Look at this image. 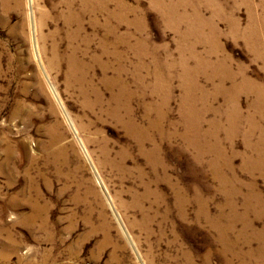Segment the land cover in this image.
Returning a JSON list of instances; mask_svg holds the SVG:
<instances>
[{
    "label": "rangeland",
    "instance_id": "374dc122",
    "mask_svg": "<svg viewBox=\"0 0 264 264\" xmlns=\"http://www.w3.org/2000/svg\"><path fill=\"white\" fill-rule=\"evenodd\" d=\"M98 1L113 15L108 48L122 54L136 124L148 127L149 119L157 120L156 104L163 116L161 174L178 190L188 187L204 203L210 223L196 224V205L186 223L165 217L163 205L154 206L155 194L145 196L146 186L155 190L161 174L141 153L137 137L112 115L118 64L103 59L109 67L104 73L93 61L101 52L103 13L97 14L98 29L85 20L92 41L87 51L68 37L74 27L61 18L62 0H0V264H264V206H255L253 196L264 204V163L252 149L264 148V0H159L175 5L172 16L153 0ZM76 45V60L88 68L83 84L68 79ZM188 48L212 55L213 62L227 59L237 76L243 73L260 91L241 92L235 102L224 91L214 94L218 82L206 76L210 71L199 75L204 91L194 93V106L201 113V131L212 136L202 141L209 154L192 151L185 142L192 131L183 117L189 105L179 59L189 56ZM187 117L195 121L191 113ZM215 175L228 181L234 175L238 194L231 195L229 186L224 192ZM232 217L245 218L233 224ZM215 227L222 232L231 227L224 243Z\"/></svg>",
    "mask_w": 264,
    "mask_h": 264
},
{
    "label": "bare ground",
    "instance_id": "6f19581e",
    "mask_svg": "<svg viewBox=\"0 0 264 264\" xmlns=\"http://www.w3.org/2000/svg\"><path fill=\"white\" fill-rule=\"evenodd\" d=\"M61 1V0H60ZM159 0H153V3L159 7L162 12L166 15L170 14L172 12L173 15L175 14V5L174 6H164L162 5L160 2H158ZM98 0H62L60 6L62 5L65 9H66V14L64 16H61V18L64 20V22L69 26L71 27H74V30L70 33L69 31V38L71 39V41H80L79 43H82V44H79V45H82V47H84L85 50H89L90 48V45H91V40L89 39L90 37L89 36H86V34L88 32L87 31V27L85 26V20H88V26L90 29L94 28V29H98V27L100 26L99 22H98V16L97 14L99 13V11H101L103 13V15L105 16V21L102 25V28L100 30H102V39H101V52L100 53V56L97 58H95L93 61L99 64L102 63L103 59L105 58H111L116 61V63L118 64V68L116 69V71L114 72L115 73V79H113V83L115 84L116 83V80L119 84V86H117L119 89H118V93L116 92V94L113 95V93H111L113 96H112V101L114 102V109L112 110V115L114 117H117V120L119 119L120 121L119 122H122V126L125 128V130H127L128 133H131L133 135H135L137 137V140H138V143H139V148H140V151L141 153L143 154V156L148 160V162L151 164V165H154V169L153 171L155 173H160L161 174V169L162 171H164V167H163V164L161 162V159L159 158L160 155H158L160 152H158L160 150V138H164L166 137V135L162 134L159 130V126L161 125V118H163V116L159 113V109H158V105H153L155 106V113H156V116H157V120H155V118L153 120H150L149 119V123H148V127H142L137 125L136 124V121L134 119V110L132 109L131 107V99H132V96L133 94H130L129 90H131V88L129 87V82L127 84V82H125L124 80V77L127 75L126 73V69H125V65H124V61H123V57H121V55L119 56L118 54H113L112 52H110L108 47L112 45L111 43V40H109L110 37H112L113 35V30H111L110 28V21H112V13L110 14V10L108 9V4L106 3L105 6H102V5H99L98 4ZM176 3V2H175ZM170 4V3H169ZM183 4V3H182ZM100 7V8H99ZM175 7V8H174ZM177 9V8H176ZM39 11V10H38ZM59 11V10H58ZM65 11V10H64ZM63 11V12H64ZM178 11V10H177ZM61 12V11H60ZM195 13V12H194ZM121 14V13H120ZM122 15V14H121ZM121 15H119V17H122ZM172 16V15H171ZM118 17V16H117ZM201 18V17H200ZM178 19V18H177ZM185 18H181V21L184 22ZM48 21V20H47ZM123 21V19H122ZM44 22V21H43ZM124 22V21H123ZM178 22V21H177ZM187 22V21H186ZM199 25H203V21L201 19H199L197 17V21H196ZM87 23V22H86ZM102 23V22H101ZM112 24V23H111ZM184 24V23H183ZM193 24V23H192ZM41 28L43 27V24H40ZM65 25V24H64ZM195 26V25H194ZM201 27V26H200ZM190 28V27H189ZM202 28V27H201ZM235 30H238L237 27H234ZM233 28V29H234ZM249 28V27H248ZM188 29V28H186ZM255 29V28H254ZM68 30V29H67ZM198 32L201 31V29H197ZM249 30V29H247ZM195 31V30H194ZM244 31V30H243ZM190 32V31H189ZM247 32V31H245ZM188 33V32H187ZM239 33V31H238ZM248 33V32H247ZM255 33V31H254ZM45 34V33H44ZM60 34V32H59ZM58 34V35H59ZM190 34V33H189ZM234 34L238 37V34L236 32H234ZM241 34V33H240ZM192 35V34H191ZM217 35V34H216ZM256 35V34H255ZM197 36V35H196ZM202 36V35H201ZM219 35H217L218 37ZM251 36V35H250ZM42 37V36H41ZM94 37V36H93ZM191 37V36H190ZM199 37V35H198ZM193 38V37H192ZM195 38V37H194ZM200 38V37H199ZM246 38V37H245ZM244 38V39H245ZM92 39V38H91ZM184 39V38H183ZM186 39V38H185ZM190 39V38H189ZM216 39V38H215ZM214 39V40H215ZM100 40V39H98ZM210 40V39H209ZM249 40V39H248ZM70 41V40H69ZM70 41V42H71ZM72 41V42H73ZM183 41V40H181ZM190 41V40H189ZM197 41V40H196ZM216 41V40H215ZM245 41V40H244ZM253 41V39H252ZM251 41V42H252ZM188 42V41H187ZM191 42V41H190ZM248 42V41H246ZM256 42V41H254ZM262 42V41H261ZM111 43V44H110ZM183 43V42H182ZM181 43V44H182ZM193 43V42H192ZM199 43V42H198ZM214 43V42H213ZM122 44V43H121ZM139 44V43H138ZM197 44V43H195ZM255 44V43H254ZM57 45V44H56ZM55 45V46H56ZM248 45V44H247ZM259 45V44H258ZM262 45V44H261ZM260 45V46H261ZM99 46V45H98ZM97 46V47H98ZM113 46V45H112ZM180 46V45H179ZM206 46V45H205ZM211 46V45H209ZM251 46V44H250ZM249 46V48H250ZM71 47V46H70ZM143 47V46H142ZM184 47V46H182ZM186 47V45H185ZM252 47V46H251ZM263 47V46H261ZM113 48V47H112ZM130 48V47H129ZM133 48V47H132ZM217 48V47H216ZM256 48V47H255ZM254 48V49H255ZM54 49V47H53ZM52 49V50H53ZM57 49V48H56ZM70 49V48H69ZM72 49V48H71ZM84 49H82L81 51H83ZM97 49V50H98ZM134 49V48H133ZM132 49V50H133ZM261 49V48H260ZM96 50V49H95ZM131 50V51H132ZM250 50V49H249ZM55 51V50H53ZM52 51V52H53ZM80 51L79 47L76 45L74 48H73V51H71V55L72 57H70L69 61H68V65H70V71H67L69 72L68 76L71 81L72 79H75L77 80L80 84H83V83H86L87 82V77H86V71L88 70L87 66H85L84 64L86 63H82V62H79L78 60H76L77 58L76 57V54ZM86 51V52H87ZM187 51H189V56H182L180 57V67L181 69L183 70L182 72V77H181V81L184 85V92H185V98H186V101L189 105V108L191 107L190 109V112L194 118H195V121L193 120H189L188 119V109L187 111L184 112L183 114V117L184 119H186V122H187V126L188 129H190L192 132H190L189 130H187V134L186 135H189V138L186 140L185 138V142L188 143V148L192 151H196L197 149L199 148H202L207 154H209L208 150L205 149V147L203 146L204 144L202 143L203 140L207 141L208 139H210L212 136H207V133L206 132H202L201 129H202V123L200 121V116H201V113L196 109V107L194 106V103L197 99H195L194 97V93L195 92H203V88L199 85L200 83H198V77L200 74H204L206 71H210L211 73H208L206 74V76L209 78L210 81H216L218 82V86L216 88V91L214 94H217L219 91H224L228 97H230L231 99H233V101L237 102L238 100V95L241 93V92H244V91H247V92H254L257 91V93L259 94L260 91L258 90H255L253 85H252V82L248 79H246L245 75H242L243 73H239L238 76L233 72L231 66L228 64L227 62V59H216L215 61L216 62H213L211 59H213L214 57L212 55H208V56H202L200 55L198 52L195 51L194 48H188ZM252 51V50H251ZM258 51V49H257ZM51 52V53H52ZM133 52V51H132ZM263 52V51H262ZM261 52V53H262ZM96 53V52H95ZM182 53V51H181ZM53 54V53H52ZM51 54V55H52ZM58 54V53H57ZM207 54H209L207 52ZM213 55L214 54H218V53H212ZM56 55V54H55ZM59 55V54H58ZM70 55V54H69ZM88 55V54H87ZM86 55V56H87ZM67 56V55H66ZM85 56V55H84ZM262 56V55H261ZM264 56V55H263ZM54 57H57V56H54ZM78 57V56H77ZM94 57V55H93ZM217 57V56H215ZM257 58V57H256ZM264 58V57H263ZM52 59V58H51ZM54 59V58H53ZM79 59V58H78ZM91 59V58H90ZM140 59V58H139ZM57 60V58H56ZM80 60V59H79ZM218 60V61H217ZM54 61V60H53ZM60 61V60H59ZM65 61V60H64ZM92 61V60H90ZM190 61H193L194 62V66L190 65ZM230 61V60H229ZM56 62V61H55ZM58 62V61H57ZM66 62V61H65ZM109 62V61H108ZM114 62V61H113ZM140 62V61H139ZM50 63V62H49ZM51 63H54V62H51ZM230 63V62H229ZM59 65V63H57ZM91 64V63H90ZM106 64V63H105ZM102 65V71L104 73L108 72V65ZM55 65V64H54ZM89 66V65H88ZM100 66V65H99ZM143 66V65H142ZM95 67V66H94ZM57 68V67H56ZM91 69V67H89ZM115 68V67H114ZM69 70V68H68ZM101 70V68H100ZM112 70V69H111ZM139 70V68H138ZM91 72V71H90ZM89 72V73H90ZM113 73V72H111ZM103 75V74H102ZM242 75V76H241ZM241 76V81L238 82V78ZM107 77V75H106ZM112 77V78H114ZM126 78V77H125ZM138 78V77H137ZM141 78V77H140ZM67 79V80H68ZM89 79V78H88ZM100 79V78H99ZM104 79V78H103ZM159 79L161 80L162 78L159 76L158 77V81ZM203 79V78H202ZM69 80V81H70ZM106 80V79H105ZM74 81V80H73ZM92 81V80H91ZM109 81H111L109 79ZM76 82V81H75ZM105 82V81H104ZM138 82V80H137ZM69 83V82H68ZM71 83V82H70ZM91 83V82H90ZM103 83V82H102ZM108 83V82H107ZM161 83V82H160ZM160 83H158V87L160 85ZM206 83V82H205ZM214 83V82H213ZM230 83L231 84V87L230 89L227 88L228 90L225 89L226 85ZM88 84V83H87ZM93 84V83H92ZM117 84V83H116ZM115 84V85H116ZM139 85H141V82L139 81L138 82ZM91 85V84H90ZM109 85V84H108ZM217 85V84H216ZM92 86V85H91ZM143 86V85H142ZM205 86V85H204ZM93 87V86H92ZM109 87V86H108ZM111 87V86H110ZM116 86H114L115 88ZM158 87L155 88L154 92L158 91L156 90ZM112 88V87H111ZM141 88V87H140ZM80 89V88H79ZM139 89V88H138ZM142 89V88H141ZM96 90V89H95ZM140 90V89H139ZM109 91V90H108ZM84 92V90L82 91ZM133 92V91H131ZM137 92V91H136ZM143 92V91H142ZM221 92V93H222ZM96 93V92H95ZM100 93V92H99ZM115 93V91H114ZM135 93V92H134ZM98 94V93H97ZM141 93H139V96H140ZM199 94V93H198ZM197 94V95H198ZM219 94V93H218ZM86 95V94H85ZM84 95V96H85ZM96 95V94H95ZM111 96V95H110ZM209 96V95H208ZM215 96V95H214ZM219 96V95H218ZM97 97V96H96ZM101 97V96H100ZM262 97V98H261ZM135 98V97H133ZM141 98H142V94H141ZM208 98V97H207ZM261 100L263 101L264 100V96H260ZM103 99V98H102ZM96 103V102H95ZM113 104V103H112ZM142 105V104H141ZM238 105V104H236ZM87 106V105H86ZM195 110H193V109ZM147 109V108H145ZM148 110V109H147ZM121 111H123V114L125 115L126 117V121H124V119L122 120L121 117ZM153 111V110H152ZM239 111V110H238ZM197 112V113H195ZM236 112V111H235ZM240 112V111H239ZM261 112L262 113V109H258V113ZM111 113V112H110ZM153 113V112H152ZM239 115V114H237ZM241 115V114H240ZM121 116V117H120ZM191 116V115H190ZM116 119V118H115ZM191 119V118H190ZM241 119L244 120L243 116H241ZM116 120V121H117ZM160 120V122H158ZM148 121V120H147ZM261 121V120H260ZM142 125V124H141ZM161 127V126H160ZM250 128V127H249ZM257 129V128H256ZM162 130V129H161ZM247 133V132H246ZM252 133V131H250L248 134H247V137L250 136V134ZM245 137H246V134H245ZM261 140L263 139L264 141V136L262 135L261 136ZM173 138V137H172ZM219 138V137H218ZM136 140V141H137ZM262 145V144H261ZM263 145H264V142H263ZM216 146H217V143H216ZM257 146V145H256ZM210 146H208L209 148ZM217 148V147H216ZM252 149L257 153L258 157L257 159L261 161H263L264 163V148H261V149H258L257 147H252ZM212 150V148H211ZM217 151V150H216ZM199 152V151H198ZM203 152V151H202ZM213 152V151H212ZM222 152V150H221ZM162 153V152H161ZM216 153V152H215ZM223 153V152H222ZM60 154V153H59ZM198 155V154H197ZM205 155V154H203ZM214 155V154H213ZM219 155V153H218ZM220 155H222L220 153ZM217 156V155H216ZM215 156V157H216ZM226 155H224V158H225ZM236 156V155H235ZM198 157V156H197ZM214 157V156H213ZM162 158V156H161ZM253 158V157H252ZM160 159V160H159ZM163 159V158H162ZM199 159V158H198ZM206 160V159H205ZM218 160V159H217ZM226 160V159H225ZM202 161V160H201ZM224 161V160H223ZM228 161V160H227ZM220 162V161H218ZM217 162V163H218ZM226 162V161H225ZM230 162V160H229ZM207 163V162H206ZM216 163V164H217ZM165 164V163H164ZM215 164L214 167H216L217 165ZM221 165V164H220ZM224 166V164H223ZM222 166V167H223ZM221 167V166H220ZM225 167V166H224ZM230 168H228L227 170H229ZM212 170V168L210 169ZM215 170V169H214ZM217 170V169H216ZM215 170V171H216ZM224 170V169H223ZM168 171V170H166ZM213 171V170H212ZM221 171V170H220ZM220 171H218L220 173ZM223 173V172H222ZM231 173V172H230ZM221 175V174H220ZM220 175H215L214 177L216 179H220V182H221V185L223 186V190L224 192H227V186L230 187V194L231 195H234V194H238V190L236 188V184L234 181H236L234 175L232 180L233 181H228L224 178H222ZM231 175V174H230ZM168 178L166 176H164V174H161V176H157L156 177V181H155V184H156V188L154 190L151 189L150 185L146 186V195L145 196H149V194H151V197L152 195L155 194V198L154 199H158V201H155L154 203V206L156 209L159 210V206L160 204L163 205V208H165V212H166V215L165 217L167 216H174L177 220L179 221H182L183 223H186L190 217V208L191 206L193 205H196L197 207V212H196V215H195V221L197 222L196 224H198L199 226H205L207 225L209 222V220L205 217L206 216V213H205V208H204V203L202 202H199V200L197 199L196 195L194 196V198L190 195V189L188 187H185V188H182L180 190H178L179 188H177V184H173L172 182L168 181L167 180ZM170 180V179H169ZM153 182V181H152ZM151 184V183H150ZM182 187V186H181ZM221 188V187H220ZM160 189V190H159ZM221 190V189H220ZM197 192V191H196ZM194 192V193H196ZM222 192V191H221ZM144 193H145V189H144ZM154 193V194H153ZM257 196L253 195L255 197V202H256V205L255 206H259L260 208L264 206L263 204V201H261V198L259 197L258 194H256ZM142 197V195H141ZM145 198L148 200V198ZM153 198V197H152ZM201 198V197H200ZM144 199V198H143ZM150 199V197H149ZM152 200V199H150ZM203 200V199H201ZM229 200V199H228ZM231 200V199H230ZM252 200L251 196L250 198H246L245 199V207L249 205V201ZM144 201V200H143ZM153 201V200H152ZM140 202V200H139ZM146 202V201H145ZM148 202V201H147ZM142 203V202H140ZM149 203V202H148ZM151 203V202H150ZM207 203V202H206ZM205 203V204H206ZM253 203V202H252ZM144 204V202H143ZM230 205V204H229ZM144 206V205H143ZM150 206V205H149ZM233 206V205H232ZM231 206V210L232 209H235ZM151 207V206H150ZM153 207V206H152ZM250 207V206H249ZM147 209V208H146ZM152 209V208H151ZM153 210V209H152ZM157 210V211H158ZM249 210V209H248ZM156 211V210H155ZM221 211V210H220ZM223 211V210H222ZM151 212V211H150ZM209 212V211H208ZM207 212V213H208ZM237 212V211H236ZM233 213L235 216H237V213ZM260 212V211H258ZM145 213V212H144ZM149 213V212H148ZM163 213V212H162ZM147 214V213H146ZM161 214V213H160ZM159 214V215H160ZM176 214V216H175ZM221 214V212H220ZM225 214V213H224ZM150 215V214H148ZM164 216V215H163ZM158 217V216H157ZM156 217V218H157ZM209 217V216H208ZM238 217V216H237ZM149 218V217H147ZM153 218V217H152ZM222 218V217H221ZM245 217H241L240 219L236 218V217H232L233 219V224H236V221L237 220H244ZM165 219V218H164ZM171 219V218H169ZM149 220V219H148ZM163 220V219H162ZM219 220V219H217ZM150 222V220H149ZM144 223L143 224V227L145 228L147 226V224L149 223ZM166 222V221H165ZM243 222V221H242ZM152 223V222H151ZM167 223V222H166ZM250 223V222H249ZM150 225V224H149ZM148 225V227H149ZM251 225V224H250ZM232 226V225H231ZM152 227V226H151ZM218 227V226H217ZM215 227V230H216V233H217V239L220 243H224V238L226 236V231L230 230L231 227L229 228H226V229H223L224 232H222V230L220 228H217ZM253 228V227H252ZM147 229V228H145ZM235 229V227L233 228ZM232 231V230H230ZM262 232V231H261ZM148 233V232H147ZM153 233V232H152ZM264 234V233H263ZM262 234V235H263ZM255 237L260 238L261 237V234H254ZM263 241V240H262ZM226 242V241H225ZM248 244V243H247ZM263 245L260 247V251H261V258L262 260H264V241L262 243ZM261 245V244H260ZM224 250V249H223ZM259 250V249H258ZM224 252V251H223ZM219 253H222V251H219ZM189 255V254H188ZM187 255V256H188ZM223 255V253H222ZM244 256V255H243ZM241 257V256H240ZM190 260V259H189ZM193 261V259L191 260ZM264 262V261H263ZM192 263V262H191ZM226 264V263H225ZM259 264V263H258Z\"/></svg>",
    "mask_w": 264,
    "mask_h": 264
}]
</instances>
